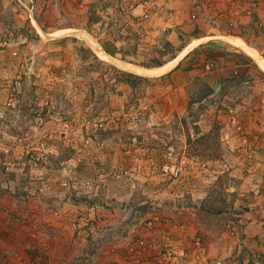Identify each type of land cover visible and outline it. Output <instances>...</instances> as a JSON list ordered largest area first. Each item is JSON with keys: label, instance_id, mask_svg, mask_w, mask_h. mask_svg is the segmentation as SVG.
Listing matches in <instances>:
<instances>
[{"label": "rangeland", "instance_id": "obj_1", "mask_svg": "<svg viewBox=\"0 0 264 264\" xmlns=\"http://www.w3.org/2000/svg\"><path fill=\"white\" fill-rule=\"evenodd\" d=\"M140 1L0 0V144L19 153L31 139L46 153L45 176L55 181L37 194L35 171L15 167L14 158L4 160L7 170L0 161V196L20 201L13 213L3 212L23 217L25 210L37 221L45 205L50 219L73 218L76 233L96 250L116 242L119 264L128 226L158 202L161 213L186 225V242L198 236L208 246L210 264L213 250L231 241L248 249L250 264H264V241L259 234L249 241L240 223L264 196V0H204L206 7L183 13L153 0L147 19L135 16ZM219 44L246 57L242 73L227 81L223 92L232 95L224 103L227 93L193 84L183 68L188 53ZM101 50L114 56L102 58ZM184 50L157 78L137 79L129 73L142 75L117 64L152 68ZM212 52L220 57L217 46ZM216 128L220 137L209 153L200 141ZM170 153L190 162L177 184L161 173ZM28 228L50 234L46 221Z\"/></svg>", "mask_w": 264, "mask_h": 264}, {"label": "crops", "instance_id": "obj_2", "mask_svg": "<svg viewBox=\"0 0 264 264\" xmlns=\"http://www.w3.org/2000/svg\"><path fill=\"white\" fill-rule=\"evenodd\" d=\"M159 1L160 4L167 3L168 6L176 9L178 13H183L187 7L191 10L206 7V3L204 4L203 2L204 0ZM195 4L200 6L194 7ZM259 14L261 18H263L264 10L262 12L259 11ZM234 44L235 46L241 47L238 44L236 45V43H233V45ZM214 46H217V52L220 51L217 53L220 56H218V59L213 58V56H215V53L212 52ZM221 51L223 54H221ZM237 54L240 53L235 47L231 48L225 44L200 46L191 51V53H188L184 59L183 68L188 73V76L193 79V84L198 83L200 86L212 90L213 95L227 93L224 96L225 100L222 101L224 103L227 101L228 97L232 95L231 91L223 92V90L227 88L228 79L234 77V74L238 75V73H242V68L244 67V60L241 59H245L246 57H238L239 55ZM211 63L214 64V68L208 70V65ZM0 184H2V182H0ZM3 193L5 194V191ZM8 194L9 193L0 196V209L2 211L8 209V212H14L15 210L12 209L15 207L11 205L18 204L17 200L19 198H13L14 196L11 197L8 196ZM253 206L251 212L240 216L242 220H240V223L246 225L249 241H251L250 238H255L258 234L261 240L264 241V196H262V198L258 197ZM45 208L48 209V207L43 205L41 209L38 210L39 214L42 212V215H37V221L34 220V216H32L30 212L24 213L25 210H22L23 213H20L24 216L21 217L19 222L13 221L12 223H7L0 217V264H33L34 262L38 264H117L115 263V258L120 251L118 252L116 250L117 248L115 249L114 244H116V242H110L107 246H103L102 249L99 250V248H97L98 250H96L95 247L91 246L86 235L84 236L81 231L76 233L77 229L75 223L72 222L74 221L72 220L73 218L65 217L63 221L57 222L56 220L50 219L48 213H43ZM10 213H7V215ZM35 214L37 213L35 212ZM41 217H48V220ZM44 220L50 228V234H42L40 231H36L39 235L36 236V234L30 233L28 226L30 227L32 225L34 229L37 230L39 229L38 227L45 222ZM49 221H51V223H49ZM85 232L87 233L84 229V233ZM30 242L36 244L34 249L30 248L28 244ZM234 244L235 243L231 241L230 244L219 250H213L212 260L217 257L216 262L213 261V264H250V257L247 258L250 256L249 251H247L248 249L244 246H234ZM86 252H89L91 255L94 254L93 256L96 255V259L91 255L86 256ZM236 255L240 256L242 260L239 259L233 262L232 259H236ZM37 259L39 260L36 261ZM257 264H259L258 260Z\"/></svg>", "mask_w": 264, "mask_h": 264}, {"label": "built area", "instance_id": "obj_3", "mask_svg": "<svg viewBox=\"0 0 264 264\" xmlns=\"http://www.w3.org/2000/svg\"><path fill=\"white\" fill-rule=\"evenodd\" d=\"M153 7V0L140 1L134 10L140 9L141 19L150 18V9ZM214 64L208 65V70H212ZM2 70L0 65V71ZM237 74V73H236ZM25 146L22 151L16 153L12 147L0 144V161L14 158V166L25 170L31 168L35 171L37 183L35 190L37 194L43 195L53 188L54 179L47 178L43 172L42 162L46 158V153L41 148L35 147L31 139H25ZM9 170V163L4 162ZM190 162L188 157H174L170 153L167 160L161 167L162 176L167 180L177 184L183 180L189 171ZM103 178V173L99 172ZM121 177L122 174H116ZM62 186H68V182H62ZM161 204L154 202L143 209L135 226H128L130 230L118 246L123 253L119 256V264H210V251L204 245L200 237L193 236L189 242L183 234L186 225L179 223L171 213H161L158 208ZM0 217L7 223L19 222L20 215H5L0 209ZM143 217V218H142ZM143 219V220H142ZM177 234V237H175ZM30 248H35L36 244L30 242ZM37 259L36 261H38ZM33 264H38L34 262ZM90 264V263H88Z\"/></svg>", "mask_w": 264, "mask_h": 264}, {"label": "bare ground", "instance_id": "obj_4", "mask_svg": "<svg viewBox=\"0 0 264 264\" xmlns=\"http://www.w3.org/2000/svg\"><path fill=\"white\" fill-rule=\"evenodd\" d=\"M92 39V38H91ZM233 43H236L240 46H243L246 48V50L248 51V53L253 56L254 58H256L257 60L261 61V58L260 56L257 54V52H255L252 48H250L249 46H246V44L240 40H237V39H233L231 40ZM96 48L95 49H99L98 48V45L93 42L92 43ZM91 44V45H92ZM93 48V47H92ZM101 48V47H100ZM94 49V48H93ZM96 50V51H97ZM104 51V50H103ZM187 50H184L182 52V54L168 62L167 64L161 66V67H157V68H143V67H140V66H136V65H130V64H124L122 62H117V64L122 67L124 70H127L129 72H132V73H135V74H138V75H142V76H151V77H161L163 75H165L167 72H170L176 65H177V62L180 60V58H182L185 54H186ZM99 54L101 55L102 58H107L106 56H109L107 53H103L102 50L101 52H99ZM110 57V56H109ZM111 58V57H110ZM115 63V62H114ZM262 63L264 64V61L262 60Z\"/></svg>", "mask_w": 264, "mask_h": 264}, {"label": "trees", "instance_id": "obj_5", "mask_svg": "<svg viewBox=\"0 0 264 264\" xmlns=\"http://www.w3.org/2000/svg\"><path fill=\"white\" fill-rule=\"evenodd\" d=\"M108 54L114 56V54L110 51H107ZM164 64L162 63H158L157 65L155 66H152L153 67H161L163 66ZM150 68V67H149ZM130 76H134L135 78L137 79H140V80H146L147 78L146 77H143V76H136V75H132L129 73ZM208 89V88H207ZM209 93H212V90L209 89ZM218 131V128H216V130H214L208 137H204L203 139H201L200 143H204L205 141L208 142L207 144V152H209V150H211L210 148H212L213 150L216 149V147H213V146H217L215 143H217L218 141V138L220 137L219 136V133H217ZM210 153V152H209ZM205 208V206H204ZM215 213V212H214ZM224 212L222 210H219V211H216V214H223Z\"/></svg>", "mask_w": 264, "mask_h": 264}, {"label": "water", "instance_id": "obj_6", "mask_svg": "<svg viewBox=\"0 0 264 264\" xmlns=\"http://www.w3.org/2000/svg\"><path fill=\"white\" fill-rule=\"evenodd\" d=\"M255 51H257V50H255ZM258 52V51H257ZM261 55V54H260ZM262 57V56H261ZM263 58V57H262ZM263 60H264V58H263Z\"/></svg>", "mask_w": 264, "mask_h": 264}]
</instances>
